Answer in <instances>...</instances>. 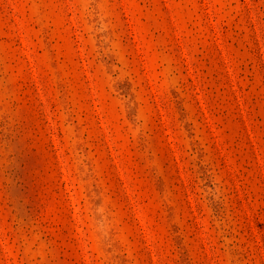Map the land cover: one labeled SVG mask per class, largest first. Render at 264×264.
I'll use <instances>...</instances> for the list:
<instances>
[{
	"label": "rangeland",
	"instance_id": "374dc122",
	"mask_svg": "<svg viewBox=\"0 0 264 264\" xmlns=\"http://www.w3.org/2000/svg\"><path fill=\"white\" fill-rule=\"evenodd\" d=\"M0 264H264V0H0Z\"/></svg>",
	"mask_w": 264,
	"mask_h": 264
}]
</instances>
